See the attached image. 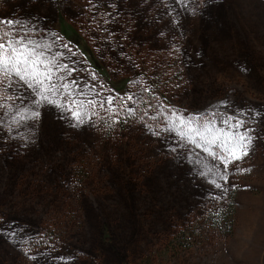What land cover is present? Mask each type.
Returning a JSON list of instances; mask_svg holds the SVG:
<instances>
[{"label": "rangeland", "instance_id": "obj_1", "mask_svg": "<svg viewBox=\"0 0 264 264\" xmlns=\"http://www.w3.org/2000/svg\"><path fill=\"white\" fill-rule=\"evenodd\" d=\"M0 19L56 33L95 74L74 78L135 109L72 127L45 103L21 120L30 90L3 88L0 264H264V0H0ZM173 111L255 129L220 189L188 156L219 162L164 130ZM229 196L224 231L205 218Z\"/></svg>", "mask_w": 264, "mask_h": 264}, {"label": "snow or ice", "instance_id": "obj_2", "mask_svg": "<svg viewBox=\"0 0 264 264\" xmlns=\"http://www.w3.org/2000/svg\"><path fill=\"white\" fill-rule=\"evenodd\" d=\"M22 27L19 21L0 19V99L5 98L2 94L5 86L9 91L13 87H26L33 96L31 103L35 106L31 110L24 109L29 113L28 116L17 113L19 119H38L40 112L37 109L45 103L62 109L60 118H67L64 115L67 113L74 121L72 127L91 122V118L97 115V109L106 113L107 118L119 117L120 113L125 111L128 118L135 115V109L124 107L127 101L134 100V95H128L126 100L119 95L104 96L95 84H82L81 80L73 77V73L88 72L95 80L94 72H89L87 68L75 67L81 62L73 59L77 53L68 44H64L56 33H51L50 42L40 43L30 38L31 29L25 30L23 34L14 30ZM57 42L66 50L67 57L62 51H53ZM99 87L102 89L103 85ZM143 91L148 92L149 88L145 86ZM147 115L145 112L144 116ZM101 118L107 123L105 117ZM205 119L201 114L184 116L173 111L164 130L175 133L179 141L194 146L210 156L213 161L219 162L209 167L202 159L192 161L191 156H188L190 163L201 165L198 175L203 178L211 177L208 182L220 189L222 185L217 183L216 178L228 183L229 165L247 157L257 137L254 135L255 129L247 127L243 120L229 118L223 121L227 125L226 128L217 129L211 121L205 123ZM118 122L119 119H113L108 126ZM153 134L159 135V132ZM180 147H184V144H180ZM171 151L177 149L172 148ZM220 165H223L222 171ZM238 171L245 172L249 169L241 168Z\"/></svg>", "mask_w": 264, "mask_h": 264}, {"label": "trees", "instance_id": "obj_3", "mask_svg": "<svg viewBox=\"0 0 264 264\" xmlns=\"http://www.w3.org/2000/svg\"><path fill=\"white\" fill-rule=\"evenodd\" d=\"M234 197L229 196V200L224 205L218 206L215 209H210L207 212L205 221L213 227L224 229V231H231L232 216H233ZM180 238V235H178Z\"/></svg>", "mask_w": 264, "mask_h": 264}]
</instances>
